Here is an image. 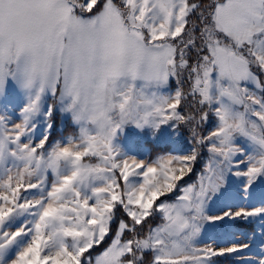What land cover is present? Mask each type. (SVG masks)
<instances>
[{
	"label": "snow or ice",
	"instance_id": "1",
	"mask_svg": "<svg viewBox=\"0 0 264 264\" xmlns=\"http://www.w3.org/2000/svg\"><path fill=\"white\" fill-rule=\"evenodd\" d=\"M0 264H264V0H0Z\"/></svg>",
	"mask_w": 264,
	"mask_h": 264
}]
</instances>
